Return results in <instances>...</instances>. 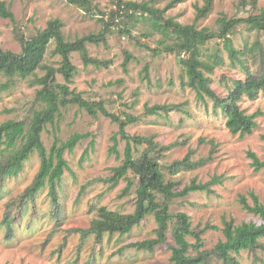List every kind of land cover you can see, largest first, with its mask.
I'll use <instances>...</instances> for the list:
<instances>
[{
	"label": "rangeland",
	"instance_id": "obj_1",
	"mask_svg": "<svg viewBox=\"0 0 264 264\" xmlns=\"http://www.w3.org/2000/svg\"><path fill=\"white\" fill-rule=\"evenodd\" d=\"M131 1L151 2L157 8L165 9L166 17H173L183 24L193 23L197 14L196 5L202 6L205 2L176 0L174 6L168 7L174 0ZM6 2L15 19L12 21L0 16V47L16 53L22 51L17 32L29 37L45 28L49 20L60 18L64 22L66 38L75 40L77 37L102 32L104 22L101 19L106 20L107 15L96 11L107 13L115 8V0H92V6L97 8L93 14L66 0ZM262 9L264 0H255V4L254 0H214L211 12L198 20L196 25L216 31L219 28L218 18L222 16L228 19L246 18L252 13L258 14ZM131 24V20H125L128 27ZM149 29V21L142 18L133 28V37L112 30L107 32L105 41L88 43L89 55L109 61L107 67L85 65L80 53L73 52L72 60L77 66V72L71 88L82 92L87 99H104L110 110H124L139 116L138 122L127 127V132L130 135L154 138L156 150L161 148L158 158L166 179L176 183V190H181L193 179L210 182L211 191H195L175 198L170 205L172 213L186 212L193 226L199 230L208 225L223 228L225 220L231 219H234L235 224L262 223L259 216L243 208L240 194L246 195L252 203V191L264 204V171L255 172L252 160L247 155L251 150L264 159V91L256 99L245 96L240 102L248 114L260 112L255 119L257 126L254 131L245 136L231 133L226 126L225 116L220 110L214 109L212 100H199L194 89L183 85L188 78L176 54L163 52L156 56L146 48L156 47L160 38L159 34L147 36ZM230 36L238 50L245 49L256 40H260L264 50V31L250 30L245 22L239 24ZM53 48L54 44H51L46 62L58 66L59 56L51 54ZM213 50H219L225 64L216 67L211 73L210 86L218 96L227 97L229 87L236 81L245 80L247 72L241 64L231 62L222 39L215 38L203 47L205 53ZM127 52L132 57L125 68ZM246 63L253 71L259 67L252 56ZM44 74L45 71L39 70V76ZM58 78L64 81L60 74ZM6 80L7 77L0 76V83ZM37 88V83L30 78L17 79L9 88L0 89V124L6 123L11 136L18 135L24 118L30 114ZM171 103L183 104L185 112L173 111L170 117L145 114L146 105ZM118 131L119 125L102 114L94 118L76 104L62 108L56 125L49 124L43 132L47 149H50L56 136L61 140H67L76 132L88 136L73 152H65L71 170L65 172L59 191V223L52 216L48 188H44L36 198V211L30 206L16 221L11 235H8L7 227L2 224L7 200L22 194L40 167L39 155L34 153L25 162L24 169L6 181L0 197V264H172V246L175 241L171 230L166 243L156 247L153 252L126 247L131 242L155 237L157 223L152 215L129 234L105 236L100 245H94V238L88 237L78 252L80 234L72 233L65 246L61 247L69 228L87 227L101 206L105 205L121 213H131L135 209L138 178L128 173L134 185L126 194V179H121L115 185L110 180L114 174L113 168L122 163L126 146V141L118 136L120 157L110 152L114 143L113 136ZM92 140L93 147L90 146ZM87 148L88 155H84ZM144 148L145 144L139 146L140 151ZM187 154L194 161H208L189 170H169L172 163ZM223 238L221 230L208 227L203 234L205 248L213 249ZM261 240L264 242V239ZM189 241L194 242V238L189 237ZM238 259L242 264H264V248H258L255 252L242 251ZM209 264L219 263L211 261Z\"/></svg>",
	"mask_w": 264,
	"mask_h": 264
},
{
	"label": "trees",
	"instance_id": "obj_2",
	"mask_svg": "<svg viewBox=\"0 0 264 264\" xmlns=\"http://www.w3.org/2000/svg\"><path fill=\"white\" fill-rule=\"evenodd\" d=\"M66 1L90 14L97 10L92 6V0ZM150 3L115 0V8L110 12L97 10L96 12L107 15L106 20L101 19L104 22V28L99 34L91 33L77 37L75 40H68L63 31L64 22L60 18H55L49 20L45 28L39 29L32 36L26 37L22 32H17V39L22 45L21 52L16 53L0 47V76L7 77L6 82L0 83V89L9 88L15 84L17 79L32 78L39 86L31 112L24 118V124L22 123L17 136L10 135L6 123L0 124V153L2 154L0 157V197L6 181L17 176L24 169L25 162L32 154L38 153L40 158V167L31 184L24 189L22 194L7 200L2 224L7 227L8 235H11L14 232L16 221L30 209V206L34 212L36 211V198L44 188H48L52 203L51 213L56 223H59L61 207L59 191L62 188L65 172L71 170L65 158V152H73L88 134L76 132L67 140H61L56 136L50 149H47L43 140V132L49 124L56 125L62 114V108L76 104L94 118L102 114L119 125V131L113 136L114 143L110 152L120 157L118 136L126 141V146L122 163L113 168L114 174L110 180L115 185L121 179H126L128 184L124 190L125 194L134 185L128 173L131 172L138 178V184L133 212L121 213L105 205L101 206L98 214L87 227L69 228L64 245H61L62 248L72 233L80 234V241L77 245L79 252L88 237L94 238V245H100L105 236L129 234L143 220L152 215L157 223L155 237L131 242L126 247L153 252L156 247L166 243L171 230L175 241L172 246V264H209L211 261H217L219 264H242L238 259L242 251L255 252L258 248H264V242L261 240L264 239V204L258 195L251 191L252 203H250L246 195L240 194V202L244 209L260 217L262 220L260 224L255 222L235 224L234 219H231L225 220L223 228L208 225L199 230L193 226L191 217L186 212L172 213L170 205L175 198L187 196L195 191H211L210 182L193 179L181 190H176V183L166 179L165 171L158 158L161 148L156 150L157 143L154 138L128 134L127 127L138 122L139 116L124 110L121 112L110 110L104 99H87L82 92L71 88L70 85L77 72L72 53L79 52L85 65L93 64L98 68L107 67L109 61L99 60L89 55L87 44L105 41L107 32L112 30L133 37V28L144 18L150 23L147 36L160 35L156 47H144L150 49L156 56L163 52L176 54L188 78L183 85L194 89L199 100L207 102L211 99L214 109L220 110L225 116L229 131L245 136L254 131L257 126L255 119L260 112L248 114L242 109L240 102L245 96L256 99L260 92L264 91V50L260 40L247 45L245 49L238 50L234 47L230 35L243 22L247 23L250 30L264 31V9L246 18L228 19L222 16L218 18V30L213 31L207 27L199 28L196 22L211 12L214 0H205L202 6L196 5L197 14L191 24H183L173 17H166L165 9H159ZM175 3L176 0L172 1L168 7L174 6ZM0 16L12 21L15 19L6 0H0ZM127 19L132 21L129 27L125 25ZM174 29L177 32L174 33ZM215 38L224 41V47L231 62L241 64L247 72L245 80L236 81L232 87H229L227 97L218 96L210 86L211 73L216 67L225 64L224 57L219 50L207 53L203 51V47ZM51 44H54L51 54L59 56L58 66L46 62ZM250 56L255 59L256 63H259V67L254 71L246 63ZM131 57V53L127 52L125 68ZM39 70L45 71V74L39 76ZM145 72L148 74L147 68ZM58 74L63 77V82L59 80ZM173 111L185 112L183 104L145 106L146 115L170 117ZM262 138L264 139V135ZM90 143L93 147L94 141ZM144 144L145 148L140 151L139 146ZM88 151L89 148L85 150L84 155H88ZM247 155L252 160L255 172L264 171V159L251 150L247 152ZM207 161L208 159L194 161L190 154H187L183 159L172 163L169 170L172 172L179 171V169L189 170ZM160 196L163 197L162 201H160ZM208 227L221 230L224 235V238L220 239L213 249L205 248L204 244L203 234ZM189 237L194 238V242L189 241Z\"/></svg>",
	"mask_w": 264,
	"mask_h": 264
}]
</instances>
